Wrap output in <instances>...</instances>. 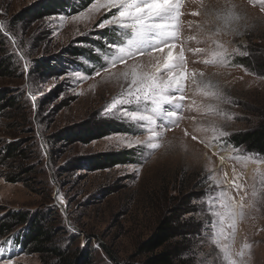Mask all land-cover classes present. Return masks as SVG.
<instances>
[{"label":"rangeland","instance_id":"rangeland-1","mask_svg":"<svg viewBox=\"0 0 264 264\" xmlns=\"http://www.w3.org/2000/svg\"><path fill=\"white\" fill-rule=\"evenodd\" d=\"M44 1L0 0V59L10 60L9 68L0 71V217L10 221V214L40 216L41 222L58 230L55 244L84 251L90 264H141L137 244L176 207L177 214L189 212L181 214L179 222L185 231L171 245L179 246L188 264H219V249L205 235V224L213 218L204 203L209 192L218 190L215 181L219 180L223 181L219 188L237 202L244 196L243 218L236 222L234 240L227 241L234 257L247 243L251 248L243 249V259L264 264V186L254 178V169L264 172V163L245 165L232 158L237 149L239 155L257 153L233 146L227 139L264 120V75L230 65L234 55L246 53L247 44L264 46V4L260 0H182L178 42L202 37L197 25L208 31L210 25L205 22L214 21L215 10L226 2L236 5L242 17L235 25L240 35L224 30L207 43L184 44L186 49H208L215 40L226 47L228 62L224 64L206 65L202 63L206 56L187 51L185 55L188 69L203 71L229 102L209 101L190 87L185 94L201 106L200 111L195 106L191 111L186 108L179 126L168 128L153 141L161 146L147 155L149 150L135 142L146 141L149 133L133 134L118 115L104 112L125 83L109 75L123 72V65L106 64L108 72L100 67V53L105 51L102 33L111 32L97 25L107 15L84 19L81 13L87 14L90 3L77 13H52L41 8ZM208 103L215 104L221 114H205L203 105ZM82 128L92 130L94 137L62 134ZM197 128L205 130L197 132ZM213 128L229 134L219 137L228 147L217 142L219 134ZM184 130L190 135L185 136ZM200 140L212 146L205 147ZM101 153L120 158L97 162L95 157ZM234 176L243 185L239 194L228 186ZM253 186L258 192L255 199ZM22 225H14V230ZM13 241V237H0V264H40V253L14 246Z\"/></svg>","mask_w":264,"mask_h":264},{"label":"snow or ice","instance_id":"snow-or-ice-1","mask_svg":"<svg viewBox=\"0 0 264 264\" xmlns=\"http://www.w3.org/2000/svg\"><path fill=\"white\" fill-rule=\"evenodd\" d=\"M260 2L264 4V0ZM181 5L182 0H91L87 14L81 13L84 19H91L97 13L107 15V18L97 25L99 29L108 28L112 33L111 36L102 33V46L105 51L100 53L102 56L100 67L108 72L106 64L112 67L117 64L123 65V72L109 73V75L118 81L122 79L125 83L121 84L118 96L105 106L104 112L106 115H118L121 122L128 124V130L133 134L149 133L146 141L137 140L135 142L142 149L149 150L147 155L161 146L153 141L161 139L168 128L179 126L180 121L185 118L183 112L186 108L191 111L195 106L197 111H200L201 106H196V101L185 94L190 87L194 88L196 94L209 101L229 102L219 85L210 78H205L203 71L188 69L189 61L185 55L187 51L193 55L206 56L207 59L202 61L206 65L224 64L228 62L226 47L215 40L212 41L214 47L208 49L201 47L186 49L184 44L187 41H195L197 44L207 43L213 36L224 30L240 35L235 25L239 24L242 17L236 5H229L226 2L222 8L215 10L214 21L205 22L210 25L208 31H205L203 26L197 25L204 33L202 37L189 36L186 41L178 42L183 15ZM261 11H264V7ZM192 14L199 15V13ZM2 26L3 21H0V27ZM188 27H192L191 23ZM97 51L99 53L100 50ZM145 57H147V63H145ZM26 87L30 89L31 85L28 84ZM203 107L205 114H221L213 103H208ZM204 130L195 129L197 132ZM213 131L219 134L216 138L217 142L228 147L225 141L219 140V137L226 138L229 134L216 128H213ZM184 134L185 136L190 135L187 130H184ZM191 139L197 140V137L191 136ZM199 142L205 147L212 146L205 140ZM131 146L129 143V147ZM235 152L237 155L232 158L243 160L245 165L248 162L257 165L264 163V159L258 154L239 155L240 150L238 149ZM144 155L142 151V156ZM256 177L264 186V172H261L259 167L254 169V178ZM207 179L214 178L209 176ZM239 179L234 176L228 185L238 194L243 189ZM215 183L218 190L209 192L208 199L204 201L213 218L205 224V235L209 243L219 249L216 254L219 264H248V261L243 259L246 255L243 249H250L251 245L245 243L243 249L234 257L231 244L227 242L230 238L234 240L236 222L243 218L244 196L241 195L237 202L226 189L219 188V184L223 181L216 180ZM251 195L254 199L258 195L255 186H253ZM57 199L62 202L59 193ZM0 251L3 249L0 248ZM9 264H11L10 261Z\"/></svg>","mask_w":264,"mask_h":264},{"label":"trees","instance_id":"trees-1","mask_svg":"<svg viewBox=\"0 0 264 264\" xmlns=\"http://www.w3.org/2000/svg\"><path fill=\"white\" fill-rule=\"evenodd\" d=\"M90 2L91 0H45L41 2V8L52 13L58 10L77 13L88 6ZM106 35L111 36L112 33ZM244 49H246V53L234 55L230 60V65H241L257 74L264 75V46L247 44ZM9 61L8 57L0 59V71L9 68ZM8 102L11 105L13 104L10 99H8ZM1 107H3L2 104ZM91 132L92 130L82 128L75 133L67 131L62 134L66 137L75 135L81 137L83 134V136L89 135L93 138ZM227 139L233 146H243L247 152L264 156V120L231 133ZM131 155L133 154L131 153ZM119 158L116 155L104 153L95 157L97 162L108 160L116 162ZM177 211L176 207L168 210L150 234L137 244L136 253L143 255L141 264H188L184 252L182 253L179 246L171 245L185 231L183 224L179 222L181 214L189 212V210H186L177 214ZM8 217H10V221L7 218L0 217V237H8V239L13 237L14 246L18 245L21 249L28 247L32 252L40 253V264H90V258L84 251L81 252L78 248L70 250L60 243L55 244L54 239L58 230L41 222L40 216L36 219H30L26 214H10ZM15 219V224L11 223ZM14 225H22L23 227L15 231Z\"/></svg>","mask_w":264,"mask_h":264}]
</instances>
